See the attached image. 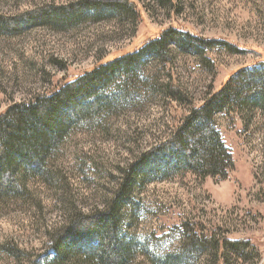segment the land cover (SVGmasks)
I'll return each instance as SVG.
<instances>
[{
    "label": "rangeland",
    "instance_id": "374dc122",
    "mask_svg": "<svg viewBox=\"0 0 264 264\" xmlns=\"http://www.w3.org/2000/svg\"><path fill=\"white\" fill-rule=\"evenodd\" d=\"M77 1L0 0V21L17 25L30 13ZM106 1L112 5L100 16L0 26V113L130 52L155 30L173 26L198 38L170 33L160 54L147 56L128 79L133 99L80 119L50 147L48 175L28 174L22 195L0 196V264L48 259L55 228L73 212L100 208L130 162L167 134L190 101H201L235 69L264 67V0ZM207 38L217 41L203 44ZM114 78L105 93L121 83ZM172 85L184 93L181 101L169 96ZM227 112L215 116L233 159L225 178L187 172L133 182L120 219L135 253L130 264H158L181 247L206 248L180 264H264V114L243 109L232 120ZM193 223L201 230H191ZM223 236L250 248L230 252L225 263L207 248L222 247ZM68 256L66 264H99Z\"/></svg>",
    "mask_w": 264,
    "mask_h": 264
},
{
    "label": "trees",
    "instance_id": "16d2710c",
    "mask_svg": "<svg viewBox=\"0 0 264 264\" xmlns=\"http://www.w3.org/2000/svg\"><path fill=\"white\" fill-rule=\"evenodd\" d=\"M111 2L83 0L72 5H58L43 9L37 15L30 13L21 17L17 25L0 21V26L20 27L35 18L59 23L74 22L88 11L95 16L102 15L101 12H106ZM173 32L198 38L188 29L173 26L155 30L130 52L97 63L66 81L62 79L54 88L31 100L6 107L0 113V196L22 195L28 174L48 175L45 167L50 147L57 145L80 119L94 118L102 109L110 108L115 100L133 99L128 79L137 74L138 67L147 56L160 54L162 44ZM201 41L209 44L217 40L207 38ZM114 77L121 79V83L116 85V90L105 93L104 87L112 85ZM170 88L169 96L175 100L181 101L185 97L177 87ZM249 108L264 114V67L235 69L201 101H190L180 118L171 123L167 134L153 141L130 162L122 173L121 181L100 208L73 212L60 227L55 228L50 236L52 254L37 264H66L68 255L73 254L82 260H97L99 264H130L135 253L131 243L121 235L120 219L121 208L127 205L133 182L136 179L161 180L187 172L200 177L225 178L233 167V159L221 137L215 116L228 111L231 119L235 120L233 114L237 116L236 112L240 114ZM198 225L193 223L191 230H201ZM220 243L222 247L207 248L212 255L218 252V259L225 263L230 252H244L250 248L247 240H231L226 236L221 237ZM204 248L181 247L175 253L160 258L158 264L195 261L201 257Z\"/></svg>",
    "mask_w": 264,
    "mask_h": 264
}]
</instances>
